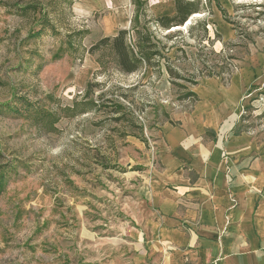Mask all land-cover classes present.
I'll return each instance as SVG.
<instances>
[{"label":"rangeland","instance_id":"obj_1","mask_svg":"<svg viewBox=\"0 0 264 264\" xmlns=\"http://www.w3.org/2000/svg\"><path fill=\"white\" fill-rule=\"evenodd\" d=\"M200 2L156 32L157 66L127 75L89 50L130 28L131 0H0V264H157L146 226L166 130L206 140L236 123L264 145V0Z\"/></svg>","mask_w":264,"mask_h":264},{"label":"crops","instance_id":"obj_2","mask_svg":"<svg viewBox=\"0 0 264 264\" xmlns=\"http://www.w3.org/2000/svg\"><path fill=\"white\" fill-rule=\"evenodd\" d=\"M147 1L155 17L175 13L174 1ZM234 92L213 111V125L238 105ZM230 125L219 133L211 126L206 140L197 129L166 130L146 226V243L162 253L157 264H264V145Z\"/></svg>","mask_w":264,"mask_h":264},{"label":"trees","instance_id":"obj_3","mask_svg":"<svg viewBox=\"0 0 264 264\" xmlns=\"http://www.w3.org/2000/svg\"><path fill=\"white\" fill-rule=\"evenodd\" d=\"M175 13L172 16H161L148 18L147 0H131L135 14L128 30L121 29L113 37H105L95 43L89 50L91 54L102 53V57L108 56L118 66L123 74H133L142 69H154L157 66L155 58L160 54L157 43L156 32L171 31L172 28H184L189 18L200 15L201 0H173ZM140 15L146 18L141 24ZM151 24V25H150ZM153 29V30H152ZM176 31V30H175ZM166 37V36H165ZM96 60L99 67H103V58ZM166 72L171 78L179 77L173 70L166 67ZM198 100L197 96L190 92L186 98ZM54 121L52 122V124ZM235 135L248 132L235 125Z\"/></svg>","mask_w":264,"mask_h":264},{"label":"bare ground","instance_id":"obj_4","mask_svg":"<svg viewBox=\"0 0 264 264\" xmlns=\"http://www.w3.org/2000/svg\"><path fill=\"white\" fill-rule=\"evenodd\" d=\"M195 16H198V15H195ZM186 25H188V22L186 23ZM177 29H180V28H172L171 31H175V30H177Z\"/></svg>","mask_w":264,"mask_h":264}]
</instances>
